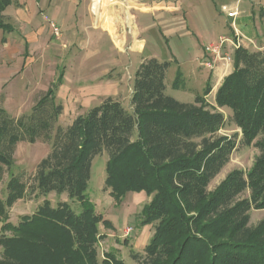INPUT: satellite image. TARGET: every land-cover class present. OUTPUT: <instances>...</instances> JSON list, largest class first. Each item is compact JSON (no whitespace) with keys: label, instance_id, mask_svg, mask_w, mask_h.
Listing matches in <instances>:
<instances>
[{"label":"trees","instance_id":"1","mask_svg":"<svg viewBox=\"0 0 264 264\" xmlns=\"http://www.w3.org/2000/svg\"><path fill=\"white\" fill-rule=\"evenodd\" d=\"M0 0V29L13 32ZM234 71L218 89L215 106L204 96L181 103L165 94L171 62L143 59L135 72L130 108L113 98L58 125L63 106L57 92L62 72L28 115L11 117L0 108V183L11 169L20 143L50 144L51 151L32 175L13 177L0 199V264H125L107 254L100 262L99 225L109 226L88 195L94 159L108 154L105 185L117 202L128 193L153 196L142 212L143 225L158 222L138 264H264V219L250 226L251 212L264 211V53L240 47ZM178 70L173 88L180 89ZM242 132L222 136L227 117ZM259 150L248 172L235 170L214 191L210 184L238 147ZM56 193L79 204L53 207L45 201L18 225L10 210L19 201ZM249 193L247 198L244 195ZM10 233V234H8Z\"/></svg>","mask_w":264,"mask_h":264},{"label":"rangeland","instance_id":"2","mask_svg":"<svg viewBox=\"0 0 264 264\" xmlns=\"http://www.w3.org/2000/svg\"><path fill=\"white\" fill-rule=\"evenodd\" d=\"M144 1L152 4L155 8L153 15H145L136 11L133 12L137 17L136 20L140 30H143L142 34L144 36L139 35V37H134V39L130 36L127 37L129 43L137 39L140 40L145 38L147 42V50L145 47L143 53L136 55L137 52L133 51L130 53L127 51V54H124L125 57H122L115 50L111 38L105 34L104 37L100 39L101 45L99 48L101 49V52L91 54L90 59H86L84 62L80 57L71 58L81 49L78 46V43L69 48L67 52L59 53L50 48L49 50L46 46L48 38H42L37 41V45L33 46L36 48L37 52L34 57V63L30 64L29 67H26L24 73L14 79L9 86L4 84L5 75L3 74V71L5 70L0 69V108H3L14 118L30 114L36 101L40 97V94L43 93L42 91L49 88L55 77H59L62 72L65 75L67 74V66L70 67L67 76L72 80L70 84L67 83L69 88H71L73 82L76 81L90 84L95 83L94 86L101 88L102 84H99L97 80L101 77V74L104 71L103 67H106V71H110L106 79H120L122 83L117 95L104 98L101 104L106 99L113 98L122 102L126 108H130L136 68H138V63L145 59L147 55H151V57L156 58L161 62L170 61V58H172L171 61H175V58L172 57V55H176L180 61L179 63L183 65V68L181 69L177 62H172L173 64L169 69L166 80V86L168 87L165 94L167 96L172 97L181 103H194L196 97L204 96V92L209 82L205 85L201 80H193L188 85V81L184 77V73L188 74V71H191L189 69L194 66L197 55H200L199 50L196 48V37L202 42L205 38L203 35L205 32L219 31L222 23L225 21L224 12L222 10L223 7L234 8L238 3V0H185L188 4L190 1L193 2V5L189 9L183 7L181 12L175 10L173 14H167V16H165L166 19L164 20L166 24L168 23L166 20H169V26L175 27L180 32L184 30L180 21H187L185 24L188 26L190 25L189 32H193L195 36H189L185 33L184 36L179 35L168 39L163 38L160 34V29L157 28V24L160 22L157 21L156 16L160 13L156 12V3H161L162 0ZM174 1L176 3L179 2V0ZM241 1H243V3H240L241 5L239 4V10L241 12L242 20L249 16L254 17V21L252 19L244 20V23L248 25V29L251 30V32L246 31L248 37H252L254 41H256L255 47L251 46V49L255 50L257 47L262 48L264 46V0ZM182 2H184V0H181L176 6L180 7ZM185 15L186 18H184ZM170 21H174V23L171 24ZM164 24L161 25L163 26ZM185 36L186 38H184ZM92 40V45H94L96 43L94 37ZM214 46H218V43L214 44ZM92 49L94 48L92 47L91 50ZM220 53L222 58L226 56L231 58L229 63L220 60L217 61V63L224 64L223 74L226 78L234 71V49L225 45ZM27 58H29V55ZM120 61L122 62V65L117 68L116 65L117 63L119 64ZM131 61L132 64L130 65ZM12 67L14 66L11 64V68ZM202 68L207 69V71L213 75L211 69L206 67ZM202 68L201 70H203ZM178 70L183 77L180 80V89L176 90L173 88V83L177 78ZM210 84L212 86V82H210ZM209 100L212 101V99L206 97V101L208 102ZM57 101L61 103L59 100ZM99 103L100 102H96L93 104L94 107L99 106ZM77 104L79 106L80 102L78 101L73 104L68 101V105L71 107H74ZM222 112L227 117V125L222 131H220V135L231 137L238 134V140H240L242 138V132L230 120V111L224 110ZM69 119L71 118L66 115L65 118L62 119V126L65 125L67 123L66 121H69ZM50 151V144L41 141H38L35 144H18L14 154V164L12 168L8 169L4 167L3 180L0 183V199L6 200L8 195L7 186L13 177H17L23 173L32 175L38 164L49 155ZM259 154V150L254 146L248 148L238 147L232 154L228 165L210 184L209 191L214 192L228 175L235 170L248 172L252 168L255 159ZM108 159L107 153H103L94 159L91 180L87 192L91 202L95 205L97 214L110 223L109 226L104 224L99 225L101 238L97 247L98 257L100 262H102L107 254H113L118 260L125 264H138L133 259L132 255L137 254L140 259L146 257L145 248L151 243L158 225V222L143 225L144 219L142 212L144 208L151 203L153 196H148L144 192H131L121 201L117 202L111 195V190L107 189L105 185ZM248 195L249 193H246L244 198H247ZM46 200L49 201L53 207H57L59 203H67L74 211H81L79 204L72 202L67 194L58 195L52 193L47 197L22 201L12 210L11 223L14 226L18 225L20 221L18 215L34 214L38 207L43 205ZM263 219L264 211H252L250 226L258 225Z\"/></svg>","mask_w":264,"mask_h":264},{"label":"crops","instance_id":"3","mask_svg":"<svg viewBox=\"0 0 264 264\" xmlns=\"http://www.w3.org/2000/svg\"><path fill=\"white\" fill-rule=\"evenodd\" d=\"M180 1L176 3L174 0H162L161 3H156V12L160 13L156 16L157 21L160 22L157 24V28L160 29V34L165 39L179 35L184 36L185 33L189 36H195L193 32H189L190 25L185 24L187 22L185 20L180 21L184 29L182 32L175 27H170L169 20H166L167 24L165 23L164 19H166L165 16L167 14H173L175 10L181 12L183 7L189 9L193 5V2L190 1L188 4L184 0L180 7H177L176 5ZM12 2L13 4L3 12V16L5 23L13 28V32H5L0 29V69L5 70L3 71L5 75L4 84L8 86L14 79L24 73L26 67L34 63V57L37 52L33 46L37 45V41L45 37L48 38L46 42L48 49L56 50L59 53L67 52L69 48L78 43L81 51L79 50L70 57H80L84 62L86 59H90L91 54L101 52L99 48L101 45L100 39L105 34L111 38L114 48L120 56L123 57L124 54H127V51L130 53L133 51L137 52L136 55L143 53L145 47L147 50L145 38L137 39L131 43L128 42L127 38L128 36L133 39L134 37H139V35L144 36L142 34L143 30H140L136 20L137 17L133 12L153 15L155 11L154 6L144 0H102L99 14L95 12V0H12ZM240 3H243V1L238 0L236 6L230 9L238 8L239 10ZM240 13L239 10V16L236 19L228 18L224 14L225 21L219 31L205 32L203 34L205 38L202 42L196 37V48L199 50L200 55H197L194 66L189 69L191 71H188V74L184 73L188 85L193 80H201L205 85L208 82H212V91L207 98L212 99V101L209 100L208 102L214 106L218 89L225 79L223 74L224 64L217 63L215 68L211 70L213 75L207 69H203L201 63L205 57L204 47L217 44L221 39L228 38L238 41L241 47L250 52H257L261 49V47H257L255 50L251 49V46L255 47L256 41L252 37H248L246 33V31L251 32V30L248 29V25L244 23V20L252 19L254 21V17L249 16L242 20ZM184 18H186V15ZM170 23L172 24L174 21H170ZM161 24L164 25L162 26ZM93 37L97 44L92 45ZM92 47L94 49L91 50ZM28 55L29 58H27ZM172 57L175 58V61H171L172 58H170L169 62H171V65L173 64L172 62H177L182 69L183 65L179 63L178 57L176 55H172ZM146 58L153 57L147 55ZM11 64L14 67L11 68ZM120 65H122L121 61L119 64L117 63L116 67L118 68ZM103 68L104 71L97 80L99 84H102L101 88L94 86L95 83L90 84L81 81L73 82L74 86L71 85V88H69L67 83L70 84L72 80L67 76L70 69L67 66V74H64L63 84L57 92V100L63 105V113L58 121L59 126H70L77 117L85 115L90 109L94 108L93 104L96 102H100V105L104 98L117 95L122 81L115 78L107 80L106 77L110 71L107 70V72L106 67ZM57 78L55 77L50 86ZM188 85L186 86L189 87ZM49 88L42 92H46ZM68 101L73 104L79 101L80 104L79 106L77 104L71 107L68 105ZM66 115L71 119L62 126V119ZM21 202H17L11 209L10 223L12 210ZM23 216L25 215H18V218L21 219ZM2 226L3 224L0 223V235Z\"/></svg>","mask_w":264,"mask_h":264},{"label":"built area","instance_id":"4","mask_svg":"<svg viewBox=\"0 0 264 264\" xmlns=\"http://www.w3.org/2000/svg\"><path fill=\"white\" fill-rule=\"evenodd\" d=\"M99 3H102L101 0H99ZM222 10L228 18L236 19L239 16L238 8L230 9L224 6ZM225 45L229 48L234 49V52L241 47L238 41L223 38L219 41L218 46L210 45L205 47V57L201 65L203 67L213 70L217 64V61L219 60L229 63L231 61V58L228 56L222 58L220 53ZM260 51L264 52V46L260 49Z\"/></svg>","mask_w":264,"mask_h":264},{"label":"bare ground","instance_id":"5","mask_svg":"<svg viewBox=\"0 0 264 264\" xmlns=\"http://www.w3.org/2000/svg\"><path fill=\"white\" fill-rule=\"evenodd\" d=\"M101 2H102V0H101ZM94 7H95V12H96V14H99L100 13V10H101V7H102V3L100 4L99 3V0H95V5H94ZM99 9V10H98Z\"/></svg>","mask_w":264,"mask_h":264}]
</instances>
